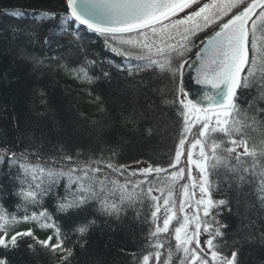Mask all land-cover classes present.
<instances>
[{
    "label": "trees",
    "instance_id": "obj_1",
    "mask_svg": "<svg viewBox=\"0 0 264 264\" xmlns=\"http://www.w3.org/2000/svg\"><path fill=\"white\" fill-rule=\"evenodd\" d=\"M205 2L208 0L187 12L196 10ZM65 8V0H0V148L36 153L40 159L36 155H31L30 159L38 164L51 163L52 157L60 160L64 154L81 161L111 160L116 165L126 166L123 176L112 175L121 183L130 180V189L135 182L145 181L141 185L144 192L136 188L138 195L132 202L121 205L118 217L102 213L95 201L71 215L56 212L57 193L64 195L65 180L43 198L41 206L26 205L29 215L47 208L62 231L68 232L67 246L73 248L70 264H141L143 255L155 251L150 247L154 241L149 233L155 227L152 212L156 202L146 194L150 186L147 182H153L151 195L158 197L161 193L155 188L163 185L156 183V173L144 176L139 169H143L142 164L159 166L167 170L160 174L165 177L184 168V179L176 183L173 197L176 201L180 199L182 185L189 180L187 152L197 136L199 125L193 127L187 136L180 164L169 167L175 162L183 127L178 103L182 97L177 89L182 87L184 61L194 56L200 42L214 32V26L197 31L183 50L182 57L172 53L173 67L180 64L183 67L170 79V73H161L158 68H143L147 61L136 58L142 52L139 47L120 43L121 39L142 40V36L106 38L79 25ZM187 12L175 19L183 18ZM44 13L56 15L42 19ZM148 36L149 42L159 39L150 32ZM256 38L259 48L264 44V31L258 30ZM177 41L178 36L172 40L165 37L166 43ZM113 47L132 55L119 54L112 50ZM261 51L264 54V49ZM261 64L264 59L258 55V67ZM65 66L77 71L66 70ZM81 68L93 78L91 83L78 78L83 75L78 73ZM140 68L143 70H138ZM239 94L241 106L257 95L254 89L243 88ZM174 99L175 104L171 103ZM132 171L137 175L130 176ZM8 172V165L0 163V209L19 217L24 214V207L17 206L23 202L16 195L17 182ZM12 173L14 175L15 168ZM209 179L213 199L229 202L227 206L213 210L216 220L227 225L221 229L227 245L221 244V250L228 254L238 247L242 264H264V239L261 238L264 206L256 199L254 189L248 185L239 189L234 184L229 187L215 173ZM116 200L119 203L118 197ZM204 219L211 221V216ZM86 220H95V224L84 243L79 234L70 229ZM21 223L11 231H23ZM33 232L41 240L52 234L39 227ZM248 232L255 238L244 240L243 235ZM161 239L166 244L165 249L160 250L164 253L163 260L167 243L175 244L174 227L169 233H162ZM29 243L34 242L24 237L17 248H0V257H7L9 264H58L61 254L53 255L39 245L33 251L28 248ZM149 264H155V260L150 259Z\"/></svg>",
    "mask_w": 264,
    "mask_h": 264
},
{
    "label": "snow or ice",
    "instance_id": "obj_2",
    "mask_svg": "<svg viewBox=\"0 0 264 264\" xmlns=\"http://www.w3.org/2000/svg\"><path fill=\"white\" fill-rule=\"evenodd\" d=\"M197 3L198 0H65V10L70 17L106 38L110 36L116 39L118 35L137 32L143 37L142 40L121 39L120 43L139 47L142 52L136 58L147 61L143 68H158L161 73H170V79L183 67V64L173 67L172 53L182 57L183 50L188 47L191 37L197 31L214 26L215 35L208 41L206 57L197 70V83L210 86L216 91L214 94L205 93L203 99L206 103L201 104L194 102L195 98L187 99L183 87L177 89L182 97L178 103L183 127L175 162L169 165L175 168L180 164L187 136L192 133L193 127L199 125L197 136L191 143L192 149H199V158L193 159V152L188 151L187 163L195 165L199 170L198 185L194 181L192 188L199 187L200 197L195 199L196 210L189 216L185 208L192 207L190 201L195 196L194 192L190 195L189 185H182L183 199L178 206L173 199L176 183L184 179V168L168 173L165 177H160V174L167 170L159 166L150 165L139 169L144 176L156 173V183L163 185L155 188V191L161 193L158 197L151 195L154 191L151 186L153 182H147L150 186L147 187L146 194L156 202L155 211L152 212L155 227L149 233L154 241L150 247L155 251L143 255L141 264H149L150 259H154L155 264H242L238 247L228 254L221 250V244L227 246L221 230L227 225L216 220L213 210L227 206L229 202L225 199H213L212 182L209 179L212 173L220 176L229 187L233 184L238 189L243 185L250 186L255 191L256 199L264 206V64L259 67L257 65L258 55L264 59L261 51L264 44L258 48L256 38L258 30L264 31V0H208L196 10L187 12L183 18L172 19ZM55 15L44 13L42 19ZM149 32L159 39L149 42ZM176 36L179 37L177 43L165 42V37L172 40ZM76 38L79 39L78 34ZM250 46L253 52L251 59ZM112 50L125 56L132 55L127 51L121 52L117 47ZM65 68L77 71L67 69V66ZM78 73L83 74L78 75V78L92 82L93 78L83 68ZM104 75L107 76L108 73L105 72ZM242 88L254 89L257 93L245 106L239 103V90ZM171 103L175 104L177 101L174 99ZM31 155L40 159L38 154L27 150L18 153L8 147L0 148V163L8 165V174L18 185L16 195L23 202L17 207H24V214L19 217L6 209H0V248L3 249L17 248L20 239L27 237L34 242L27 245L29 249L35 251L36 245H39L53 255L61 254L58 264H70L73 248L67 246L70 239L68 232L62 231L47 208L33 211L29 215L26 207L41 206L43 198L60 186L61 180L66 181L63 185L65 193L63 196L57 193L56 212L66 215L95 201L102 213L118 217L121 205L132 202L138 195L136 188L144 192L141 185L145 181L135 182L130 189V180L125 179L121 183L115 178L112 174L123 176L126 166L116 165L111 160L81 161L64 154L60 160L52 157L51 163L45 161L38 164L32 162ZM129 175L135 176L137 172L132 171ZM188 175L191 178V170ZM161 198L165 211L162 227L156 223L161 210ZM177 212L184 215L182 221L178 220L179 226L174 228L175 244L167 243L166 256L161 260L164 253L160 250L166 247L161 234L169 233V226L177 219ZM201 212L204 218L211 216V221L202 219ZM21 222H33L42 230H51L52 234L41 240L31 228L11 231ZM94 224L95 220H86L75 224L70 231L78 233L86 243L85 237ZM252 226L254 225L244 227ZM202 232L208 236L203 247L199 239ZM217 238H220V242H217ZM253 238L255 237L251 232L243 235L244 240ZM261 238L264 239V233ZM0 264H9L8 258L0 257Z\"/></svg>",
    "mask_w": 264,
    "mask_h": 264
},
{
    "label": "water",
    "instance_id": "obj_3",
    "mask_svg": "<svg viewBox=\"0 0 264 264\" xmlns=\"http://www.w3.org/2000/svg\"><path fill=\"white\" fill-rule=\"evenodd\" d=\"M199 1L200 0H198V2ZM178 14H180V13H178ZM84 26L87 27V25H84ZM218 31H219V29H218ZM135 33H137V32L126 33L123 35H129V34H135ZM214 35H215V33L201 43L196 55L188 61L187 66L184 70V74H183L182 87L184 88L185 93H187V99L195 98L194 102H199L201 104L206 103L203 99V96L205 93H213L214 94L216 91V90L212 89L210 86H206V85L197 83V70L200 68L202 60L206 57V49L208 48V41ZM249 58H250V52H249Z\"/></svg>",
    "mask_w": 264,
    "mask_h": 264
},
{
    "label": "rangeland",
    "instance_id": "obj_4",
    "mask_svg": "<svg viewBox=\"0 0 264 264\" xmlns=\"http://www.w3.org/2000/svg\"><path fill=\"white\" fill-rule=\"evenodd\" d=\"M189 151L193 152V159H198L199 158V155H198L199 149L198 148L197 149H192L191 148V144H190ZM141 166L143 168H147V166L145 164H142ZM188 167H189V170H191V178H189V180H188L186 185H189V193H190V195H191V193L194 192L195 196L190 201V203L192 204V207L191 208L186 207L185 208V212H187L189 214V216H191L196 210L195 199H198L200 197L199 187L197 186L196 188H192V183L195 181V182H197V185H198L200 173H199V170L195 167V165L188 164ZM181 199H183V191L181 192L180 199L177 201V206H178V203H179V201ZM159 203L161 204V210L158 213V218H157L156 222L158 224H160V226L162 227L163 226V219L165 218V211H164V207H163V201H160ZM183 215H184L183 213L177 212V219H174L172 221V223L169 226V229L172 228V227L175 228V227L179 226V224L177 222H178V220L182 221ZM200 215H201L202 219H204L202 212L200 213ZM21 227H22L23 230L31 228L32 230L37 231L36 224L33 223V222H23V223H21ZM48 233H51V230H48ZM207 238H208L207 234L202 232L200 237H199L202 247L204 246V241Z\"/></svg>",
    "mask_w": 264,
    "mask_h": 264
}]
</instances>
